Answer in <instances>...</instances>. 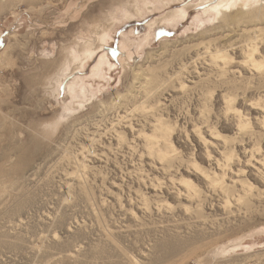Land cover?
<instances>
[{
    "label": "rangeland",
    "instance_id": "1",
    "mask_svg": "<svg viewBox=\"0 0 264 264\" xmlns=\"http://www.w3.org/2000/svg\"><path fill=\"white\" fill-rule=\"evenodd\" d=\"M218 1L0 0V264H264V4Z\"/></svg>",
    "mask_w": 264,
    "mask_h": 264
},
{
    "label": "bare ground",
    "instance_id": "2",
    "mask_svg": "<svg viewBox=\"0 0 264 264\" xmlns=\"http://www.w3.org/2000/svg\"><path fill=\"white\" fill-rule=\"evenodd\" d=\"M204 0H201V2L200 3H202ZM212 1V0H211ZM262 1H264V0H219L217 3H215L214 5H212V6H209L210 8L209 9H206V11L204 10V12H207V13H209L210 15H209V18H210V21L211 20H214L215 19V17H217V16H220V15H222V14H224V13H227V12H229L230 11V9H239V10H241L242 8H245V9H247V11L248 10H251L252 8H254V6H258V7H260V6H262L264 3H262ZM206 2V1H205ZM209 2V1H208ZM184 9V8H183ZM262 9V8H261ZM180 11V10H179ZM183 12L185 11V9L184 10H182ZM255 11V10H254ZM177 12H178V10H177ZM203 12V13H204ZM176 13V12H175ZM180 13V12H179ZM179 13H178V15H179ZM264 13V12H263ZM185 14H186V11H185ZM176 15V14H175ZM181 15H183L182 13H181ZM181 15H179V16H181ZM262 15V14H261ZM264 15V14H263ZM262 15V16H263ZM184 16V15H183ZM258 17H260V15H256V16H254L253 18H258ZM172 19V18H171ZM170 19V20H171ZM175 19H176V17H175ZM167 22H169V21H167ZM172 22V21H171ZM256 49L253 47V46H251V48L249 49V51L247 52V55L249 56V62H252V65H257L258 66V64L259 63H257V61H254L253 60V58H252V54H254L253 52L255 51ZM256 52H257V50H256ZM228 55V54H227ZM216 58H222V59H224L223 61H225V58L227 57L226 55H224V54H219V51H217V54H216V56H215ZM228 57H229V55H228ZM227 59V58H226ZM261 61V60H260ZM264 63V62H263ZM261 64V63H260ZM160 120V119H159ZM165 121V120H164ZM158 123H160L161 125L159 126L160 127V130L162 129L163 131L164 130H167L168 129V127H167V125H165L166 127H163V122H161V121H159ZM170 129V128H169ZM169 131V130H168ZM170 132V131H169ZM163 133H165V132H163ZM168 135V134H167ZM165 136V135H164ZM163 155V154H162ZM184 181H186L187 182V180H183V182ZM188 181H190V180H188ZM191 187H193V186H191ZM190 187V188H191Z\"/></svg>",
    "mask_w": 264,
    "mask_h": 264
}]
</instances>
